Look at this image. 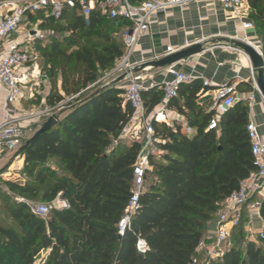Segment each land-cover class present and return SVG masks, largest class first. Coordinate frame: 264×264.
Segmentation results:
<instances>
[{
    "label": "trees",
    "instance_id": "obj_1",
    "mask_svg": "<svg viewBox=\"0 0 264 264\" xmlns=\"http://www.w3.org/2000/svg\"><path fill=\"white\" fill-rule=\"evenodd\" d=\"M246 1L264 59V0ZM28 18L40 19V29L51 35L41 50L50 85L45 105L71 99L64 108L72 107L25 151L24 179L3 185L23 200L44 204L59 197L69 207L41 218L26 202L0 200L10 219L0 220V264H204L196 255L198 245L230 194L255 170L246 133L248 106L236 103L218 129L209 131L213 111L203 114L196 104L205 87L196 80L180 86L177 98L183 104L176 108L192 133L152 121L163 154L150 158L137 209L119 237L141 144L120 139L132 116L124 89L114 86L92 95L102 86L101 75L124 57L121 34L129 24L102 16L97 7L86 18L77 9L65 10L59 21L42 13ZM52 34L63 36L59 41ZM142 100L149 114L163 93L151 89ZM260 214L264 220V199ZM242 217L231 235L234 245L210 264H264V241L247 239L246 207ZM138 239L148 246L145 255L136 250Z\"/></svg>",
    "mask_w": 264,
    "mask_h": 264
},
{
    "label": "built area",
    "instance_id": "obj_2",
    "mask_svg": "<svg viewBox=\"0 0 264 264\" xmlns=\"http://www.w3.org/2000/svg\"><path fill=\"white\" fill-rule=\"evenodd\" d=\"M200 1L215 2L221 6L223 11L234 15L241 16L244 13L245 0H144L140 4H131L128 0H0V44L19 34L28 16L37 13H42L45 18L59 21L65 10L77 9L86 18L97 7L102 16L129 24V27L124 29L121 34L126 48L124 57L114 70L105 73L100 80L105 85L109 76H113V80L122 76L126 77L124 99L132 109V116L121 133L120 139H128L141 144L133 167V193L124 216L117 226L119 237L124 235L130 219L137 209L138 199L144 188L146 172L151 170L150 158H156L163 154L157 147L159 141L152 126L153 117L147 115L142 100V94L149 89L143 85L142 76L133 73L134 70L128 66L127 61L140 38L148 34L151 23L158 15L164 14L172 8L184 9L189 5L198 4ZM240 25L244 31L253 30L251 22L242 21ZM45 38L46 33L39 30L36 23L32 29L22 35L20 42L8 44L7 54L0 57V84L8 105L22 101L25 86L40 79V73L36 66H28V64L34 59L35 42L43 41ZM242 42L255 48L261 55V47L258 42H248L245 39ZM185 44L188 46L187 42ZM178 51L180 49L174 50L168 47L164 56L172 55ZM156 60L157 58H155ZM27 66L29 70L19 74ZM167 74L171 76V80L164 81L159 86L163 93L162 102L165 105L177 98L180 86L195 80V77L186 75L174 67H169ZM202 85L207 87L209 83L204 81ZM253 87L258 91L256 83H253ZM236 92L237 84L235 82L225 84L213 91L211 109L214 113L207 130L218 129L220 118L227 114L238 101ZM250 100H253L252 96H250ZM60 105L53 108L44 105L38 109L24 111L19 116L8 115L0 123V162L7 156H14L24 143L35 134L37 123L54 116ZM246 133L255 170L248 179L239 183L237 190L230 194L216 216L213 229L198 245L196 255L204 257L205 264L218 262L222 258L225 253L223 247L229 244L233 231L239 227L242 221L244 207H246L245 230L248 239L255 243L264 241V220L260 214L261 202L252 201L255 195L264 190V144L254 124H247ZM28 206L32 214L41 218L46 217L54 209L64 210L69 207L68 202L59 197L51 203L28 204ZM254 221H258L259 225L255 226ZM136 250L140 255H145L148 252V246L144 240H137Z\"/></svg>",
    "mask_w": 264,
    "mask_h": 264
},
{
    "label": "crops",
    "instance_id": "obj_3",
    "mask_svg": "<svg viewBox=\"0 0 264 264\" xmlns=\"http://www.w3.org/2000/svg\"><path fill=\"white\" fill-rule=\"evenodd\" d=\"M249 11L246 0L244 2V13L241 16L225 12L219 4L209 1H200L198 4L189 5L184 9L172 8L166 13L158 15L151 23L148 34L140 38L127 63L135 71L141 66H148L153 62L166 58L167 56H164V53L168 47L182 51L190 46L200 44L203 49L200 54L187 58L172 67L186 75L195 77V80L202 87H204L202 82L207 81L209 83L205 87L206 91L196 101L203 114L212 111L213 91L225 84L235 82L237 84V103L241 101L248 106V123L255 125L264 144V99L259 91L253 87V83H256L257 80V73L252 70L248 57L232 45L233 42H242L244 39L248 42H258L254 29L244 31L240 25L242 21L251 22L248 18ZM36 23L39 30H41L39 27L41 25L40 19L35 23H31L27 18L19 34L0 44V57L7 54L8 44L20 42L22 35L32 29ZM186 42L188 46H186ZM258 45L260 47V44ZM155 58H157L156 61ZM168 68H147L136 74L142 76L143 85L151 90L159 88L162 82L171 80V76L167 74ZM27 70H29L28 66L22 69L19 74ZM103 76L104 74L101 75V77ZM112 80L113 76H109L105 84ZM38 81L34 80L28 83L24 89H28L29 92H24V99L13 105L7 104L6 95L0 84V123L8 115L19 116L27 111L25 104H28L31 100V85ZM114 86L123 90L126 82L123 81ZM42 88V92L39 93V95H42L40 106L45 105V97L49 93V89L44 82H42ZM250 96L253 97V100H250ZM70 100L68 99L62 103H67ZM182 104L183 98L179 96L177 99H173L171 107L161 102L147 115L152 116L155 122L164 123L168 127H173L174 124L180 125L184 131L191 134L192 131L188 129L184 116L179 114L176 108V106H182ZM71 107L58 111L54 116L62 118ZM159 116H163L164 119L160 121ZM48 119L38 122L35 126L36 131ZM21 166L23 167V161ZM263 199L264 190L255 195L252 201L258 200L261 202ZM254 224L255 226L259 225L258 221H254ZM213 226L211 224L209 229L212 230ZM36 264L42 263L38 260Z\"/></svg>",
    "mask_w": 264,
    "mask_h": 264
},
{
    "label": "rangeland",
    "instance_id": "obj_4",
    "mask_svg": "<svg viewBox=\"0 0 264 264\" xmlns=\"http://www.w3.org/2000/svg\"><path fill=\"white\" fill-rule=\"evenodd\" d=\"M45 33V32H44ZM51 36L50 33H46V38L43 41H37L35 42V46H34V59L28 64V66L34 65L36 66V68L38 69L39 73H40V79L37 83L31 85V100L28 104H25V108L27 110H32V109H38L41 103V96L39 95L40 92H42V82H44L47 85V88L49 89L50 85L49 82L47 80L46 77V70H47V61L45 58H43V53H42V48H44L45 46H47V44L50 41L49 37ZM52 36L55 37V40H61L63 35H57V34H52ZM103 82V81H102ZM104 83V82H103ZM103 85V84H102ZM24 92H29L28 89H24ZM67 103H62L58 109V111H63L65 110V105ZM127 139H124L122 141H125ZM157 159V158H156ZM23 161L22 158L13 160V156H7L6 158H4L1 162H0V200L7 199L8 203L11 204L13 202H26L27 204H38L39 202H34V201H30V200H23L21 198H19L18 196H16L15 194L11 193L10 191L8 192L7 189L5 188V186L3 185V183L5 181H12V182H21L24 179V176L22 175V166H21V162ZM53 168L54 165L50 164ZM4 204L1 203L0 201V220L3 221L4 223H8L10 222L9 218H8V213L6 210H4ZM247 239H248V235H247ZM233 246L234 243L233 241L230 239L229 244H227L226 246L223 247L224 251H227L230 246ZM241 248H244V245L241 244L240 245ZM43 255H41L39 258H41ZM201 257V263L203 262L204 257ZM205 264V263H204Z\"/></svg>",
    "mask_w": 264,
    "mask_h": 264
},
{
    "label": "water",
    "instance_id": "obj_5",
    "mask_svg": "<svg viewBox=\"0 0 264 264\" xmlns=\"http://www.w3.org/2000/svg\"><path fill=\"white\" fill-rule=\"evenodd\" d=\"M232 45L240 50L244 55L248 57V59L251 62L252 70L257 73V80L256 84L258 87V91L261 94V96L264 99V59L262 57V54L260 55L255 48L250 46L247 43L244 42H233ZM203 51L202 46L200 44H196L194 46H190L180 52H177L175 54H172L170 56H167L166 58H163L159 61L153 62L149 64L148 66L154 67V69L158 68H168L172 67L175 64L184 61L187 58L196 56L200 54ZM147 66H141L139 69L133 71V73H138L145 69ZM125 76H122L120 78H117L115 80H112L111 82L105 84L102 86L96 93L92 95L95 96L99 91H103L109 87H112L118 83H121L125 80ZM59 116H52L50 117L36 132L35 134L27 140L24 145L15 153L13 156V160L19 159L23 156L26 150L31 148L35 142L40 138L41 135L49 131L50 129L54 128L59 123Z\"/></svg>",
    "mask_w": 264,
    "mask_h": 264
},
{
    "label": "bare ground",
    "instance_id": "obj_6",
    "mask_svg": "<svg viewBox=\"0 0 264 264\" xmlns=\"http://www.w3.org/2000/svg\"><path fill=\"white\" fill-rule=\"evenodd\" d=\"M147 68L154 69V67H152V66H147L146 69H147Z\"/></svg>",
    "mask_w": 264,
    "mask_h": 264
}]
</instances>
